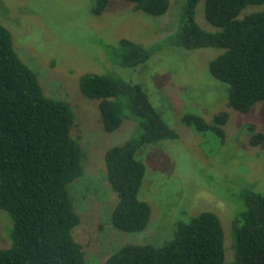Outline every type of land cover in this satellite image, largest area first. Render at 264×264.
<instances>
[{
	"label": "trees",
	"instance_id": "obj_1",
	"mask_svg": "<svg viewBox=\"0 0 264 264\" xmlns=\"http://www.w3.org/2000/svg\"><path fill=\"white\" fill-rule=\"evenodd\" d=\"M125 1L133 10L151 15L164 14L171 5L170 0ZM199 1L179 0L178 26L163 40L162 36L146 46L119 37L105 43L109 62L132 68L166 45L221 48L208 61V70L225 83L221 92L227 106L247 113L264 101V8L243 14L242 10L264 0H202L211 26L207 29L195 19ZM108 2L93 0L91 12L100 14ZM119 73L83 72L78 87L97 100L105 131H114L127 118L137 121L136 135L106 148L103 160L108 189L116 196L108 222L123 232H139L149 223L152 207L139 196L146 167L136 152L143 144L174 139L178 133L147 91ZM227 118L224 109L208 120L190 111L180 119L196 131L213 132L221 144ZM74 123L69 102L44 92L36 71L15 51L9 28L0 23V208L12 222L10 244L0 247V264H90L73 232L83 212L69 187L82 174L86 154L72 135ZM244 125L252 145L263 141L262 132ZM254 185H238L242 206L231 217L227 233L217 213L203 210L193 215L183 210L188 218L174 221L162 242H151L148 236L124 242L96 264H264V190ZM225 250L230 251L227 258Z\"/></svg>",
	"mask_w": 264,
	"mask_h": 264
},
{
	"label": "rangeland",
	"instance_id": "obj_2",
	"mask_svg": "<svg viewBox=\"0 0 264 264\" xmlns=\"http://www.w3.org/2000/svg\"><path fill=\"white\" fill-rule=\"evenodd\" d=\"M92 2L0 0V23L9 28L15 51L36 71L44 92L64 98L73 110L72 135L81 141L86 153L82 174L69 187L83 212L73 232L89 263L96 264L124 242L147 236L151 242H162L170 236L174 221L188 218L183 217V210L193 215L203 210L217 213L227 233L231 217L242 206L238 185L246 182L264 190V139L252 145L251 133L244 125L264 134V101H258L247 113L227 106L221 92L225 83L208 70V61L222 52L221 48L166 45L145 63L114 67L105 43L119 37L146 46L162 36L163 40L165 33L178 26L179 0H170V7L161 15L133 10L132 3L125 0H109L100 14H93ZM262 8L264 2L248 4L242 14ZM195 19L203 28L211 27L203 14L202 0L196 5ZM115 69L147 91L161 116L178 133L174 139L143 144L136 152L146 167L139 196L152 207L147 228L139 232H123L108 222L116 196L108 189L103 160L106 148L136 135L137 121L127 118L114 131H105L97 100L86 97L78 87L83 72ZM224 109L228 118L221 144L213 132L196 131L180 119L190 111L208 120L212 113ZM11 224L8 213L0 208V247L10 244ZM228 241L227 237L225 245ZM229 253L225 250V258Z\"/></svg>",
	"mask_w": 264,
	"mask_h": 264
}]
</instances>
